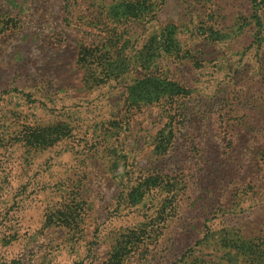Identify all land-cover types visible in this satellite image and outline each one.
I'll return each mask as SVG.
<instances>
[{
  "label": "rangeland",
  "instance_id": "obj_1",
  "mask_svg": "<svg viewBox=\"0 0 264 264\" xmlns=\"http://www.w3.org/2000/svg\"><path fill=\"white\" fill-rule=\"evenodd\" d=\"M0 264H264V0H0Z\"/></svg>",
  "mask_w": 264,
  "mask_h": 264
},
{
  "label": "trees",
  "instance_id": "obj_2",
  "mask_svg": "<svg viewBox=\"0 0 264 264\" xmlns=\"http://www.w3.org/2000/svg\"><path fill=\"white\" fill-rule=\"evenodd\" d=\"M251 1L253 2L254 0ZM193 117L198 119L200 115L195 114ZM209 158L214 159L212 157ZM218 162L220 163L221 161ZM162 163L164 162L159 161L155 163V165ZM217 163L210 164V167L202 170L198 194L195 196L192 203L189 204L191 209L188 212L186 211V216L182 215V217H180L181 221L178 223L179 225L176 230L177 233L175 232L176 236L169 246L170 252H180L181 254L183 251V254H185L186 251L191 252L195 250L194 246H198L200 240L202 239L201 236L204 233L205 221L209 219L212 214H214V211L218 206L217 200H219V195L224 191V188L227 187L228 184L227 178L229 174L227 171H219L216 169L215 165ZM149 175H154V172ZM168 184L173 186L175 185L171 182ZM185 186L186 184L182 185V187ZM177 216L178 209L176 206H173L171 212H167L164 217L160 219V222L163 223V225L161 226V223H158V227L160 226L164 228L160 231V233H163L162 231L167 228V223L171 222ZM164 225H166V227H164Z\"/></svg>",
  "mask_w": 264,
  "mask_h": 264
}]
</instances>
